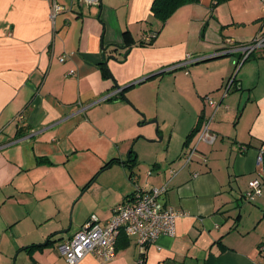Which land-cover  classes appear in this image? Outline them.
I'll return each instance as SVG.
<instances>
[{
    "label": "crops",
    "instance_id": "crops-1",
    "mask_svg": "<svg viewBox=\"0 0 264 264\" xmlns=\"http://www.w3.org/2000/svg\"><path fill=\"white\" fill-rule=\"evenodd\" d=\"M152 2L0 0V264H69L60 245L92 216L106 224L136 186L165 185V205L186 214L173 237L147 245L145 256L136 238L119 237L113 260L89 255L78 264H264V193L246 198L264 175V45L240 66V53L215 56L228 39L264 36L261 4L200 0L164 24ZM149 34L157 37L141 45ZM188 54L203 60L172 70ZM130 104L146 114L143 136H160L143 150L130 147L142 118ZM207 120L213 144L200 139ZM94 145L103 165L98 153L82 161ZM131 152L132 171L122 164ZM113 159L101 172L117 168L118 178L100 182L96 168ZM84 169L86 180L76 174Z\"/></svg>",
    "mask_w": 264,
    "mask_h": 264
},
{
    "label": "built area",
    "instance_id": "built-area-1",
    "mask_svg": "<svg viewBox=\"0 0 264 264\" xmlns=\"http://www.w3.org/2000/svg\"><path fill=\"white\" fill-rule=\"evenodd\" d=\"M80 2L91 6L98 5L100 0H79ZM264 17V0H258ZM58 12L61 7H56ZM154 35L146 36L145 42L150 43ZM264 45V36L256 39L252 44H238L232 39L226 40L225 47L215 54V56L240 53L241 58L236 63L240 66L251 55L256 48ZM202 58H194L190 54L186 56V60L172 68L177 70L186 68L189 64L202 61ZM60 61L64 62L65 57H60ZM73 73V72H71ZM233 81L229 83L228 88ZM205 101L213 109L218 108V104L211 97L206 96ZM22 118V116H21ZM200 139L211 144L216 140L209 131V121L203 123ZM196 148L189 152H185L182 156L184 166L191 163ZM258 164L263 163V153H260L257 160ZM179 170L171 169L170 174L175 176ZM150 174V173H149ZM167 185L161 188L144 190L139 186L132 196L128 197L124 202L114 207L112 215L106 224H101L96 216H92L71 240L60 245V252L69 264H78L86 256H94L103 263L113 260L116 256L117 242L121 234L127 237H134L140 247L142 254L145 256V247L154 244L161 236L173 237L176 231V223L178 219L184 215V212L175 211L165 205L163 197L167 193ZM264 193L263 178H256L249 182V189L246 198L249 202H255ZM139 260V263H142Z\"/></svg>",
    "mask_w": 264,
    "mask_h": 264
},
{
    "label": "rangeland",
    "instance_id": "rangeland-1",
    "mask_svg": "<svg viewBox=\"0 0 264 264\" xmlns=\"http://www.w3.org/2000/svg\"><path fill=\"white\" fill-rule=\"evenodd\" d=\"M149 100H152L151 101V104H150V112L156 113L157 112V109H158V104H157L156 100L153 99V98H150ZM130 107L138 115L142 116L141 120L138 121L137 124H136L137 125V129H135L134 133L131 134L133 140L131 142V146L130 147L131 148H134L135 147L134 149H141V150H143V144H146L145 141L148 142V144L150 145V144H153L154 142H158V139H159L160 136H157L156 139H150V138H147V137L143 136V129L146 128V126H143L144 124H140V123H143V121L147 122L146 121V118H145L146 117V114L143 113V112H141V111H139L138 108L136 106H134V105H131L130 104ZM151 120L152 119H148V123L146 124L147 126H151V125L154 124L153 123L154 120H152V121ZM156 130H157V126L155 127V132H156ZM151 142H153V143H151ZM149 145H147V146H149ZM100 150H101V148L99 146H97V145H94L92 147V149H90V152L89 153H87V151L85 150V152L82 153V156H81L83 163L85 164V162L88 161V160L95 161L96 160V157L95 156L97 155L96 153H98V158H99L98 160H100L101 163H102V165H103L104 160H102V158H101L103 154L101 153L102 150L101 151ZM98 151H100V152H98ZM100 161H97V162H100ZM87 166H88V164L85 167H87ZM100 167H102V166L100 165V166H98V168H96V169L99 170L98 171L99 172V175H98L97 179L100 182L104 183V182H108L109 180H111L113 178H118V176H116V175L119 174V171H117L119 169L116 168V169H112V170L110 169L108 171L101 172L102 169ZM88 171H90V169H88V170L87 169H84V170H76V174H77L78 177L79 176H81V178L84 177V179L86 180V178L88 177L87 176V172ZM136 171L143 176V172L146 171L145 170V166L144 165H140V167ZM114 176H116V177H114Z\"/></svg>",
    "mask_w": 264,
    "mask_h": 264
},
{
    "label": "trees",
    "instance_id": "trees-1",
    "mask_svg": "<svg viewBox=\"0 0 264 264\" xmlns=\"http://www.w3.org/2000/svg\"><path fill=\"white\" fill-rule=\"evenodd\" d=\"M225 1H227V0H212L211 7L214 8L215 6L222 4ZM199 2H200V0H153L152 6H151V12H152V15L155 19H157L158 21L165 24L167 22V20L181 7H183L185 5H189V4H198ZM125 35H127V33ZM152 35H154V37L150 43L145 42V40L143 39V41H141V45L147 46V45L151 44L155 40V38L157 37V35H155V34H149L148 36H152ZM105 66H106V70L109 73L110 77H112V74L109 71V69L107 68V65H105ZM241 90L242 89L239 88V91H241ZM122 98L126 102H128V100H126V98H124L123 95H122ZM194 131L195 130H193V132H191L188 139L192 138L194 136V133L198 132V129L195 132ZM132 153L133 152L130 153V156H129L130 158L127 161L122 162V164L125 165L126 167H128L130 171H132L133 167L135 166L134 160L131 158ZM119 162H120L119 159H113L110 162H108L102 170L107 169L112 164L119 163ZM262 167H263V172H264V155H263ZM130 176H132V175H130ZM95 179H96V176L85 186L84 190H86L95 181ZM263 180H264V175H263ZM120 237L126 238L127 236L123 233V234H121ZM118 241H119V239H118ZM117 245H118V243H117ZM116 249H117V247H116Z\"/></svg>",
    "mask_w": 264,
    "mask_h": 264
},
{
    "label": "water",
    "instance_id": "water-1",
    "mask_svg": "<svg viewBox=\"0 0 264 264\" xmlns=\"http://www.w3.org/2000/svg\"><path fill=\"white\" fill-rule=\"evenodd\" d=\"M100 3H101V0H100ZM117 87H119V86L117 85ZM247 100H248V93H244L243 96H242L240 110L243 109V107L246 104ZM153 123H155L157 125V128H158V123L156 121H153Z\"/></svg>",
    "mask_w": 264,
    "mask_h": 264
}]
</instances>
